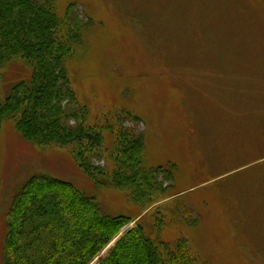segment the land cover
Returning <instances> with one entry per match:
<instances>
[{
	"label": "rangeland",
	"instance_id": "1",
	"mask_svg": "<svg viewBox=\"0 0 264 264\" xmlns=\"http://www.w3.org/2000/svg\"><path fill=\"white\" fill-rule=\"evenodd\" d=\"M55 2L61 18L74 3L79 17L94 21L66 62L78 102L88 108L87 124L99 126L112 150L122 120L144 136V163L175 165V178L152 203L137 204L125 190L87 177L70 147L36 145L5 119L0 264L7 211L35 174L67 180L106 213L130 216L89 264L139 223L154 239L186 240L196 264H264V0ZM20 61L8 67L2 95L31 75Z\"/></svg>",
	"mask_w": 264,
	"mask_h": 264
},
{
	"label": "trees",
	"instance_id": "2",
	"mask_svg": "<svg viewBox=\"0 0 264 264\" xmlns=\"http://www.w3.org/2000/svg\"><path fill=\"white\" fill-rule=\"evenodd\" d=\"M55 1L0 0V84L10 65L21 60L31 68L4 95L0 89V122L13 119L36 145L70 147L81 171L99 187L122 189L133 202L150 204L169 189L165 182L174 180L176 167L147 166L144 136L122 120L112 150L104 147L99 126L87 124L88 108L78 102L66 62L94 21L79 17L74 3L61 18ZM95 157L106 166L95 164ZM129 220L106 213L94 195L67 180L32 175L7 211L3 264H89ZM97 264H196V259L186 240L171 245L154 239L139 223Z\"/></svg>",
	"mask_w": 264,
	"mask_h": 264
},
{
	"label": "water",
	"instance_id": "3",
	"mask_svg": "<svg viewBox=\"0 0 264 264\" xmlns=\"http://www.w3.org/2000/svg\"><path fill=\"white\" fill-rule=\"evenodd\" d=\"M128 228L123 229V231H126Z\"/></svg>",
	"mask_w": 264,
	"mask_h": 264
}]
</instances>
